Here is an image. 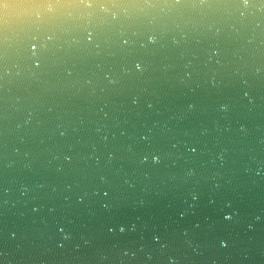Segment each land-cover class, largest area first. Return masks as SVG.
Listing matches in <instances>:
<instances>
[{"label":"water","instance_id":"water-1","mask_svg":"<svg viewBox=\"0 0 264 264\" xmlns=\"http://www.w3.org/2000/svg\"><path fill=\"white\" fill-rule=\"evenodd\" d=\"M0 264H264V0H0Z\"/></svg>","mask_w":264,"mask_h":264}]
</instances>
